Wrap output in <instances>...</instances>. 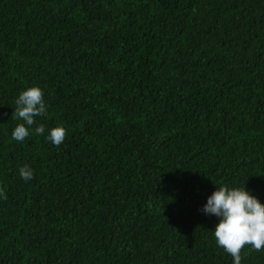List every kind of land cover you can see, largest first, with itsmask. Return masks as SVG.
<instances>
[{
	"label": "trees",
	"instance_id": "1",
	"mask_svg": "<svg viewBox=\"0 0 264 264\" xmlns=\"http://www.w3.org/2000/svg\"><path fill=\"white\" fill-rule=\"evenodd\" d=\"M32 85L59 147L11 139ZM222 184L264 204V0H0V264H232Z\"/></svg>",
	"mask_w": 264,
	"mask_h": 264
},
{
	"label": "clouds",
	"instance_id": "2",
	"mask_svg": "<svg viewBox=\"0 0 264 264\" xmlns=\"http://www.w3.org/2000/svg\"><path fill=\"white\" fill-rule=\"evenodd\" d=\"M48 105L44 90L38 85L26 87L15 99L12 119L19 121L11 132V139L24 142L31 134L47 135L45 139L59 147L66 139L67 129L60 124L48 128L36 118L47 115ZM33 125H36L34 129ZM25 181L34 178L32 168L25 164L19 168ZM0 197L7 199L0 187ZM207 215L219 218L214 228L216 244L232 256V264H241L242 249L250 246L255 251H264V204L243 186L222 184L208 196L201 209Z\"/></svg>",
	"mask_w": 264,
	"mask_h": 264
}]
</instances>
